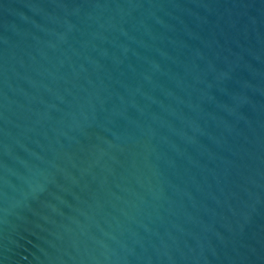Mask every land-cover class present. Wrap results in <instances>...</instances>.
Wrapping results in <instances>:
<instances>
[{"label":"water","instance_id":"obj_1","mask_svg":"<svg viewBox=\"0 0 264 264\" xmlns=\"http://www.w3.org/2000/svg\"><path fill=\"white\" fill-rule=\"evenodd\" d=\"M0 264H264V0H0Z\"/></svg>","mask_w":264,"mask_h":264}]
</instances>
